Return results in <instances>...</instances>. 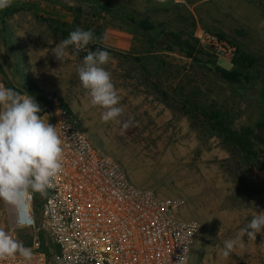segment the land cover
I'll return each instance as SVG.
<instances>
[{
  "label": "rangeland",
  "instance_id": "1",
  "mask_svg": "<svg viewBox=\"0 0 264 264\" xmlns=\"http://www.w3.org/2000/svg\"><path fill=\"white\" fill-rule=\"evenodd\" d=\"M145 20L165 41L150 44L139 26ZM77 27L107 39L60 65L51 49ZM202 33L227 41L233 56L220 59L200 42ZM95 45L111 55L105 67L124 110L121 123L103 122V109L90 105L80 84L77 68ZM241 65L247 79L233 86L213 71ZM0 73L51 112L42 115L49 123L57 101L134 184L175 203L198 230L188 264H264V233L222 254L223 242L264 210V148L256 145L257 158L248 160L212 120L217 113L241 133L261 119L264 0H13L0 10Z\"/></svg>",
  "mask_w": 264,
  "mask_h": 264
},
{
  "label": "built area",
  "instance_id": "2",
  "mask_svg": "<svg viewBox=\"0 0 264 264\" xmlns=\"http://www.w3.org/2000/svg\"><path fill=\"white\" fill-rule=\"evenodd\" d=\"M198 37L220 59L235 53L225 40ZM0 83L9 87L1 73ZM52 119L60 123L62 171L43 194L28 189L19 207L0 201V228L31 250L0 264H50L43 236L55 248L52 264H188L196 225L172 200L134 184L55 100Z\"/></svg>",
  "mask_w": 264,
  "mask_h": 264
},
{
  "label": "clouds",
  "instance_id": "3",
  "mask_svg": "<svg viewBox=\"0 0 264 264\" xmlns=\"http://www.w3.org/2000/svg\"><path fill=\"white\" fill-rule=\"evenodd\" d=\"M159 2L163 3L164 0ZM12 4L13 0H0V10ZM105 39L106 34L97 37L92 30L77 27L69 32L67 38L54 45L51 55L61 65L70 54L78 56L89 44ZM110 60L111 55L107 50H90L78 66L77 74L81 86L87 91L90 105L103 109L101 120L121 123L124 110L119 106L120 98L111 72L105 67ZM42 112L35 97L0 83V201L6 204L22 205V197L28 189L43 194L52 178L62 171L64 157L63 142L58 131L60 123H49L41 116ZM122 126L126 130L131 126V120L123 122ZM262 233L264 210L256 211L234 239L223 242V256L227 257L244 236L255 239L257 234ZM17 254L27 258L31 250L0 228V261Z\"/></svg>",
  "mask_w": 264,
  "mask_h": 264
},
{
  "label": "trees",
  "instance_id": "4",
  "mask_svg": "<svg viewBox=\"0 0 264 264\" xmlns=\"http://www.w3.org/2000/svg\"><path fill=\"white\" fill-rule=\"evenodd\" d=\"M140 28L143 30L144 35L146 38H148V41L150 44L154 45L155 43L163 42L165 41V38H160V34H156L155 28L148 22V21H142L139 23ZM163 35V34H161ZM175 40L180 42L179 38L177 36H173ZM182 45H186L190 48L189 44L182 43ZM97 48H100L99 46H93V51H95ZM192 49V48H191ZM244 63H247L250 61L249 58H243L241 59ZM214 73L221 78L223 81L227 82L230 85H235L242 83L247 79L248 73L245 74L246 68L242 65L239 66L236 70H227L221 67L216 66L213 69ZM263 95V94H262ZM43 112L41 113V116L44 114H50L51 112L46 109L42 108ZM215 121L213 125V129L221 134H228L229 139L232 142V144L238 149V152L242 154H246L248 156V160L250 159H256L257 154L253 152L252 149L255 148L256 145H260V147L264 148V112L261 116L260 121L257 123L255 129H247L243 130L241 133L233 131L231 128H228L227 125L223 122H221L220 115L217 113H213V119ZM38 196L40 192H35ZM44 246L47 248L50 256V264L51 260L55 254V248L53 244L50 242L47 237L43 236L42 238Z\"/></svg>",
  "mask_w": 264,
  "mask_h": 264
}]
</instances>
